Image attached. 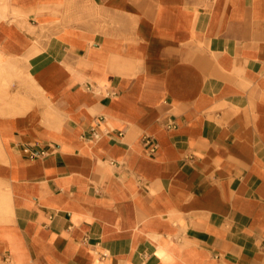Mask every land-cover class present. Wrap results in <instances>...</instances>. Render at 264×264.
Masks as SVG:
<instances>
[{
    "label": "crops",
    "instance_id": "obj_1",
    "mask_svg": "<svg viewBox=\"0 0 264 264\" xmlns=\"http://www.w3.org/2000/svg\"><path fill=\"white\" fill-rule=\"evenodd\" d=\"M263 244L264 0H0V264Z\"/></svg>",
    "mask_w": 264,
    "mask_h": 264
},
{
    "label": "built area",
    "instance_id": "obj_2",
    "mask_svg": "<svg viewBox=\"0 0 264 264\" xmlns=\"http://www.w3.org/2000/svg\"><path fill=\"white\" fill-rule=\"evenodd\" d=\"M167 128H168V129H173V128H175V126L172 125V124H170V125L167 126ZM101 138H102V134H101L98 130L93 129L92 132H91L90 137H89L88 139L86 138V140H94V141H98V140H100ZM84 140H85V139H84ZM146 140H147V137H146ZM154 150H155V147L153 148V151H154ZM30 158H31V159H34V156H31ZM262 248L264 249V244L262 245Z\"/></svg>",
    "mask_w": 264,
    "mask_h": 264
}]
</instances>
